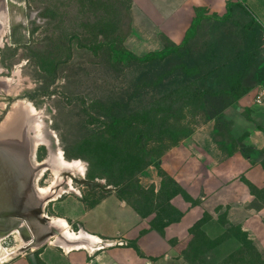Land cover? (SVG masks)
Here are the masks:
<instances>
[{"label":"rangeland","instance_id":"rangeland-1","mask_svg":"<svg viewBox=\"0 0 264 264\" xmlns=\"http://www.w3.org/2000/svg\"><path fill=\"white\" fill-rule=\"evenodd\" d=\"M157 1L151 12L167 5ZM225 2L230 3L233 27L250 18L259 23L241 2ZM149 7L137 0H0V165L10 190L26 191V199L14 202L25 212L41 209V217L53 216L55 199L73 197L87 207L108 192L141 212L161 205L167 209V200L181 190L161 172L157 185L149 183L145 170L135 175V167L150 160L155 167L163 153L185 138L216 149L229 137L225 115L236 100L229 97L230 103L210 119L201 97L181 100L176 65L111 56V47L143 56L178 45L152 32L158 25L147 22ZM224 13L197 11L206 17L198 38H209L214 18ZM175 19L174 14L165 18ZM259 25L255 45L264 61V25ZM212 87L217 89L215 82ZM248 153L252 160L264 156L252 148ZM247 191L259 195L264 189L247 183ZM243 216L219 221L237 231L241 227L234 224ZM37 218H0V231H12L0 235V243L19 249L33 233L39 238L43 233ZM195 223L198 227L191 228L190 236L185 232L183 240L193 238L196 244L187 248V242L182 251L193 264H215L225 251L214 247L201 227L208 223L207 231L215 233L220 226L208 214ZM235 249L228 246L230 252ZM15 252L0 264L22 261L23 254ZM232 258L220 264H240Z\"/></svg>","mask_w":264,"mask_h":264},{"label":"crops","instance_id":"crops-1","mask_svg":"<svg viewBox=\"0 0 264 264\" xmlns=\"http://www.w3.org/2000/svg\"><path fill=\"white\" fill-rule=\"evenodd\" d=\"M171 1L162 0L160 3H167V7L159 5L158 11L151 12L155 3H159L157 0H137L138 3H150L145 17L148 23L158 25L152 32L163 34L166 40L175 44L182 41L195 16V8L203 7L218 13L227 9L225 0ZM216 3L223 4L217 6ZM241 3L264 25V0H242ZM171 14L176 15L175 23L165 20ZM254 88L237 99L225 115L229 137L225 136L221 147L210 149L189 137L160 156L159 168L182 190L169 199L173 208L172 220L163 218L165 222L157 228L153 225L156 211L142 216L115 192L103 194L87 207L83 200L73 197L55 199L53 216L40 215L37 218L38 228L43 234L36 239L32 234V239L41 247V264H193L182 251L192 238L183 240V235L185 232L192 235L191 228L197 226L195 222L205 214L220 226L215 233L207 231L208 223L201 227L203 233L215 241L214 247L225 251L215 264L227 262L231 255L244 251L249 242L257 251L254 264H261L260 260H264V191L259 195L248 192L247 183L258 190L264 189V156L252 160L240 149V145L250 146L264 154V106L253 103ZM16 167L20 168L19 165ZM17 168L16 177L22 180L23 174ZM157 173V167L149 166L143 177L148 174L147 182L157 185ZM24 191H16V201L26 199ZM180 204L185 207L180 208ZM236 213L244 214L234 224L241 228L234 231L221 225L223 218L234 219ZM52 223L58 226H51ZM231 244L236 245V249L230 252L228 246ZM218 250L215 249L211 259L214 260ZM236 262L249 263L246 260ZM8 264L27 263L23 259Z\"/></svg>","mask_w":264,"mask_h":264},{"label":"trees","instance_id":"trees-1","mask_svg":"<svg viewBox=\"0 0 264 264\" xmlns=\"http://www.w3.org/2000/svg\"><path fill=\"white\" fill-rule=\"evenodd\" d=\"M202 8H195V16L178 45L163 46L161 49L150 51L143 56H136L129 51L118 50L114 47L110 48V53L114 59L120 61L128 59L139 63L154 62L163 65H176L182 77L177 89L181 100L201 97V102L205 106L203 109L211 119L221 113L230 103L229 97L233 101L237 100L256 84L264 83V61L257 56L255 45L260 28L259 23L250 18L240 27H233L229 23L231 10L230 3H227V9L223 16L214 18L209 38L201 40L198 38V31L206 17L203 14H197V11H202ZM214 82L217 89L212 87ZM173 93L170 92L169 95ZM115 121L114 126H118L119 122ZM251 148L240 145V149L246 157L249 156L248 151ZM159 159L160 157L155 165L158 172L168 176L171 182L181 190L178 184L159 168ZM150 165H152L151 160L138 164L134 174H141ZM119 197L122 198L120 195ZM169 199L167 200V209L161 205L159 208L141 212L131 205L142 216L156 211L153 225L160 228L165 222L163 218L172 220L174 217L173 213L171 214L173 208L169 204ZM190 247H194L193 238L187 248ZM135 248L138 250L136 246ZM256 256L257 251L249 242L245 245L244 251L235 254L233 261L245 262L246 260L249 262L247 264L251 262L254 264ZM260 261L261 264H264V260Z\"/></svg>","mask_w":264,"mask_h":264},{"label":"water","instance_id":"water-1","mask_svg":"<svg viewBox=\"0 0 264 264\" xmlns=\"http://www.w3.org/2000/svg\"><path fill=\"white\" fill-rule=\"evenodd\" d=\"M248 157L252 158V156H250V155ZM0 168H1V165H0ZM7 179H8L7 176H5L2 173V168H1L0 169V183H2L4 189L10 190ZM6 195L7 194H4V196H6ZM14 202H8V201L5 202L4 201V203L0 204V218L10 219L11 217L19 216L21 219H23L25 217L27 218L28 216H32V215H34V216L36 215L37 217L42 215L43 210H41V209H33V210L28 211V212H25L22 208L19 207V205L15 204ZM4 205L6 207H4ZM19 225L20 224L17 225L18 228H20Z\"/></svg>","mask_w":264,"mask_h":264},{"label":"flooded vegetation","instance_id":"flooded-vegetation-1","mask_svg":"<svg viewBox=\"0 0 264 264\" xmlns=\"http://www.w3.org/2000/svg\"><path fill=\"white\" fill-rule=\"evenodd\" d=\"M10 234H12V231H5V230L4 231H0V235H2L3 237H8ZM26 238H27L26 239L27 246H25L24 244L20 245L19 249H17L16 252H18V254H20V253L23 254V259L25 260V262L27 264H41V261L39 259V254L41 253V251H40L41 250V247H38L37 241L36 240H33L32 239V236L29 237V238L28 237H26ZM2 239L3 238H1L0 241ZM13 247H15V246L6 247V248L13 249ZM22 248L24 250H21Z\"/></svg>","mask_w":264,"mask_h":264},{"label":"bare ground","instance_id":"bare-ground-1","mask_svg":"<svg viewBox=\"0 0 264 264\" xmlns=\"http://www.w3.org/2000/svg\"><path fill=\"white\" fill-rule=\"evenodd\" d=\"M1 18H2V13L0 12V19ZM1 185H2V183H0V204L4 203V201L5 202L6 201H8V202L16 201V193L11 191V190L4 189ZM7 192H11V194L9 193V195H8ZM4 194H7V195L4 196ZM1 243H0V261H4L9 255L13 254L18 248L13 247V249H7Z\"/></svg>","mask_w":264,"mask_h":264},{"label":"built area","instance_id":"built-area-1","mask_svg":"<svg viewBox=\"0 0 264 264\" xmlns=\"http://www.w3.org/2000/svg\"><path fill=\"white\" fill-rule=\"evenodd\" d=\"M241 2L242 0H234ZM253 103L256 106H264V83H258L255 85L253 94Z\"/></svg>","mask_w":264,"mask_h":264}]
</instances>
